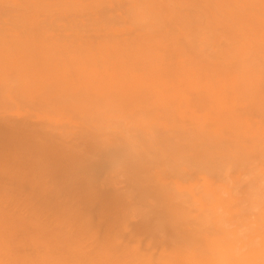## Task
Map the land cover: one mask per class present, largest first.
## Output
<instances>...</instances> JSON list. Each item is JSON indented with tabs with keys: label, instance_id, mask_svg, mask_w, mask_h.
<instances>
[{
	"label": "bare ground",
	"instance_id": "obj_1",
	"mask_svg": "<svg viewBox=\"0 0 264 264\" xmlns=\"http://www.w3.org/2000/svg\"><path fill=\"white\" fill-rule=\"evenodd\" d=\"M5 42L3 51L16 56L4 60L0 51V72L16 74L6 87L18 86L2 91L38 101L44 111L28 115L48 124L0 126V264H264V0H0ZM85 118L104 120L88 126ZM19 137L22 147L9 144ZM91 138L96 145H87ZM78 141L104 151L129 184L106 200L89 192L92 204L84 203L108 207H98L104 240L82 218L68 239L54 233L64 225L60 210L37 205L60 182L51 175L62 172L57 162L80 166L65 182L61 173L65 186L87 184L105 168ZM122 150L126 164L117 158ZM24 161L33 174L22 172ZM125 202L132 208L123 232L128 217L154 218L143 231L149 251L142 232L134 229L129 244L111 227L109 209ZM30 220L34 253L22 256L16 250L26 245L15 237L34 229Z\"/></svg>",
	"mask_w": 264,
	"mask_h": 264
},
{
	"label": "rangeland",
	"instance_id": "obj_2",
	"mask_svg": "<svg viewBox=\"0 0 264 264\" xmlns=\"http://www.w3.org/2000/svg\"><path fill=\"white\" fill-rule=\"evenodd\" d=\"M4 41V40H3ZM2 42V41H1ZM7 42V41H6ZM6 42L4 43V45L2 44V45H0V51H1V53L3 52V53H6V52H4L3 51V49H2V46L4 47V48H6ZM1 44V43H0ZM9 47V46H8ZM5 50V49H4ZM13 50H20V49H13ZM6 51V50H5ZM12 51V50H11ZM21 51V50H20ZM7 52H10L9 50H7ZM13 52V51H12ZM16 52V51H15ZM25 52H28V50L27 51H25ZM17 53V52H16ZM7 54L8 55H10L11 54V52L10 53H6L4 56L1 54V56H3L2 58H4V60H7V58L9 57V58H13V57H11V56H13L12 54H14V52L11 54V56H8L7 57ZM18 55L19 54H22V53H20V52H18L17 53ZM34 54V53H33ZM15 55V54H14ZM17 55V56H18ZM0 56V57H1ZM16 56V55H15ZM20 56V55H19ZM1 62H3V59H2V61H0V65H1ZM4 62H6V61H4ZM3 62V63H4ZM2 63V64H3ZM4 65H5V63H4ZM2 66V65H1ZM4 67V66H3ZM2 67V69H4ZM1 68V67H0ZM1 69V70H2ZM0 70V71H1ZM5 71H6V69H4ZM3 71V70H2ZM4 71V72H5ZM12 72V71H11ZM0 73H2V72H0ZM3 74V73H2ZM2 74H0V82H1V80H2V82L0 83V126H1V124H3V126H4V122H5V120H7L6 122H8L9 121V123H10V125H12L13 124V122H14V124L15 125H18L17 123H19V121L21 120L22 121V123L23 124H30L31 125V127L30 128H33V126L32 125H34V127H35V125H38L37 127H39V126H41V123H42V127H43V125L44 124H48V123H45V122H42V121H40L39 120V122L40 123H36L35 124V122H38L37 120V115H38V113L37 112H43L44 111V106H42L40 103H38V101H35V104H30V102H32V101H30V102H28V100H22V98L20 99L19 97H18V99L20 100H18L17 99V97H14L15 95L17 96V93H19V90L18 91H16L17 93L15 94V95H10L11 94V92H13V91H15V90H12L13 88H11L12 86L14 87V85H12V84H15L16 82H14L15 80L13 79L14 77L16 78V74L15 75H12L13 73H9V71L7 72V74H10V76L12 77V79L14 80L13 81V83L10 85V88H11V90H9L10 91V94L8 93L9 91L6 89V91H2V90H5L4 89V87H6V86H9V85H7L9 82L11 83V77L10 76H8V75H6V72L3 74L4 75V77H5V79H4V77L2 76ZM9 78V79H8ZM3 82H5V83H3ZM7 83V84H6ZM9 83V84H10ZM1 84H2V87H1ZM6 84V85H5ZM17 84V83H16ZM15 84V89H16V87L18 86V85H16ZM6 88H9V87H6ZM9 88V89H10ZM18 89V88H17ZM6 92V94H4ZM9 94V96H11V97H14V99L16 98L18 101H16V100H14L13 102H12V99H11V97H9L10 98V100H7L6 101V98H5V101L7 102V104L9 105L10 103H11V105H7L6 104V102H4V101H2L3 99H1L2 98V96H6V97H8L7 95ZM15 92H13V94H14ZM18 96H21L20 94L18 95ZM9 98H7V99H9ZM21 100H22V103H21ZM28 103V104H26V103ZM4 103V104H3ZM17 103H19V104H17ZM24 103V104H23ZM22 104V105H21ZM24 105H26V106H24ZM18 106V107H17ZM29 106V107H28ZM33 106V107H32ZM15 107H17V110L19 111L20 110V108H21V110L23 111H21L22 113H23V117H19V116H21V115H19V114H21V113H18V111L16 110V108ZM30 107H32L31 109H33V110H31L30 109ZM10 110H9V109ZM14 109V110H13ZM27 109V110H26ZM30 109V110H29ZM9 110V111H8ZM17 111V112H16ZM18 113L17 115H16V113ZM20 112V111H19ZM28 112H32L31 114L30 113H28ZM2 113V114H1ZM34 113V115H36L35 113H37V115L35 116L36 118H34V117H31V116H34V115H32ZM28 114H30L31 116L29 117V115ZM19 115V116H18ZM27 115V116H26ZM8 117V118H7ZM27 117V118H26ZM2 118V119H1ZM23 118H25V119H23ZM98 118H101V117H98ZM86 119V118H85ZM89 118H87L84 122H86L87 120H88ZM103 119V118H102ZM102 119H98V121H92L91 119H89V124H88V126L89 125H92L91 124V122H94V123H96V122H98L99 123V120H100V124H101V120ZM1 120H2V122H1ZM90 120H91V122H90ZM95 120H96V118H95ZM104 120V119H103ZM20 121V122H21ZM26 121H28V122H26ZM104 122V121H103ZM110 122H113V121H110ZM110 122H108L107 121V123L109 124ZM9 123H8V125H9ZM97 123V124H98ZM116 123V122H115ZM6 124L7 123H5V126H6ZM99 124V125H100ZM104 124V123H103ZM114 124V123H113ZM7 125V126H8ZM20 126V125H19ZM25 128H29L28 127V125L27 126H25ZM40 128V127H39ZM22 134H25V133H22ZM27 135V134H26ZM26 135H24L25 137H27V140H25L26 138L23 136V138H25L24 140H25V145L27 144V142L26 141H28L29 143V145H30V141L32 142V140H29L28 138V135L26 136ZM20 136H22V135H20ZM11 137V136H10ZM12 138H14L15 140H16V138L15 137H12ZM12 138H10V140L12 139ZM20 139H21V137H19ZM19 138H17L18 140V142L17 141H15V144H14V140H13V142H11V143H9L11 146H15V147H22L24 144H22V142L24 143V140H23V138L20 140ZM73 138L74 137H72L71 138V140H73ZM8 139V138H7ZM75 139H77V137L75 138ZM9 140V139H8ZM10 140H9V142H10ZM90 140V141H89ZM88 141V143H87V145H90L91 144V146H94V145H96L94 142V144L92 145V143H90L91 141H94V139L93 138H91V139H89ZM97 140V139H96ZM12 141V140H11ZM20 142V143H19ZM74 142V141H73ZM77 141H75V143H76ZM79 143H80V145L82 146L81 147V149H83L84 151H86V154H88V159L89 158H91V157H95V158H97V159H100V160H102V161H100V162H102V163H104L105 164V162H107L106 163V165L107 166H109V167H107L106 165H104V164H102L103 166H105V168L103 167L102 168V172L100 171V172H97V176H92L91 175V173H89L87 170H85V169H87V167H85V168H82V169H84L86 172H88L90 175H87L86 177L84 176V179L85 178H87L88 176H92V178L90 177V179H89V177H88V179L89 180H91V181H88L89 183H87V184H85V183H83V181H80V180H78V182L76 181V185H78L77 187H76V185L74 186V187H76V188H72L73 186H72V184H74V183H72L70 186L68 185V186H65V185H63L64 183L62 182V178L64 177V175H65V177L64 178H66V179H64V182H65V180H67V178H71L74 174H78V173H75L76 171L77 172H80L79 170H80V166L79 165H77V162L74 164V162L72 163L73 165V168H72V166H71V161L69 160V159H67L68 161H70L69 163L67 162V160H66V162L65 163H67V165H68V169H67V165H66V167L63 169L62 168V165L63 166H65V164H60V161L59 162H57L56 163V165L55 166H57V164L59 163V166H58V169H60L62 172L61 173H64V175L62 174V177L60 176L61 175V173L59 172V170L57 171L59 174H55V176L52 174L53 172H51V175L53 176V178H52V180H55L54 179V177L55 178H57L56 180H55V182H57L58 180L60 181H58L59 183L57 184V183H55V184H57V185H55L54 184V187L55 186H59V184H60V188H62V190L60 191V193L62 194V192H63V194L62 195H60L58 192L56 193L55 192V190L57 191V189L56 188H59V187H55V189H54V187H53V184H52V191H51V193L53 194V196L55 195V197H53L52 195H51V193L49 192V194H47V196L49 195H51V197H45V198H43V199H38L37 200V205L40 207V208H44V207H49L50 205H53V208H55V207H57L55 210H60V211H58V215H57V219L60 221V222H62V224H64L62 227H55V228H51V229H60V232H59V230H57V231H54V233H57V234H60V235H63V236H65V238L66 239H68L69 238V234H70V232L72 231V229L75 227V224H79L80 223V220L79 219H81L82 218V220L83 221H86V222H90L89 223V225H90V227L98 234V236H99V238H100V240H104V238H105V236H106V224L105 223H102V218L100 217V210H98L99 208L98 207H100V209H102L103 207H105V208H103V209H107L106 208V206H104V202H102V200H100L99 201V203L101 204V202H102V207L101 206H97V201H98V199L99 198H101V196L102 197H104L105 199L104 200H106V199H109V198H111L113 195H114V193H116V192H123V191H125V192H129L130 191V189H129V184H127V179H126V176L123 178V175H115V173L114 172H112V164H110L109 163V161L110 160H108V158L105 156V157H101L102 156V152H104V151H101V153L100 154H98V153H96L95 154V152L93 151V148L94 147H89V146H87L86 145V143H82L81 141H78ZM87 142V141H86ZM16 143H17V145H19V144H22V145H20V146H16ZM33 143V142H32ZM78 143V144H79ZM82 143V144H81ZM71 145V144H70ZM79 145V146H80ZM72 146H73V144H72ZM86 146H87V150H86ZM89 148V149H88ZM91 149V150H90ZM80 150V149H79ZM83 150H80V151H83ZM90 151V152H89ZM89 152V153H88ZM93 152H94V154H93ZM89 154H91V155H89ZM99 156H98V155ZM123 154V156L125 157V155H127L126 153H125V151L124 150H122V151H119V153H118V159H119V161H120V163H122V164H126L125 162H126V158H124V157H120V155H122ZM97 156V157H96ZM1 159V158H0ZM94 159V158H93ZM61 161H62V159H60ZM125 160V161H124ZM65 161V160H64ZM63 161V162H64ZM51 162H53L54 163V160H52ZM51 162H50V164H51ZM24 163H25V161H24ZM23 163V164H24ZM22 164V172H26L27 174H33L34 173V171H35V169H34V167H32V166H29V165H27L26 163V166H27V168H29L28 169V171L26 170L27 168H26V166L24 167V165ZM53 165V164H52ZM75 165H77V166H79V168H77V166H75ZM111 165V166H110ZM69 166L71 167V168H69ZM52 167V166H51ZM53 167H54V165H53ZM61 167V168H60ZM32 170H31V169ZM11 169V168H10ZM56 169H57V167H56ZM63 169V170H62ZM69 169H70V172H69ZM74 169H77V170H75L74 171V173H73V170ZM81 169V170H82ZM107 169V170H106ZM81 171V173L83 172H85V171ZM104 170H106V171H104ZM13 169L11 170V171H8V174H12L13 173ZM53 171H55L56 172V170L55 169H53ZM64 171V172H63ZM72 171V172H71ZM104 171V172H103ZM24 172V173H25ZM33 172V173H32ZM85 172V174H87ZM68 173V174H67ZM70 173V174H69ZM104 174V175H102V174ZM80 174V173H79ZM50 175V176H51ZM69 175L71 176V177H69ZM84 175V174H83ZM94 175H96V173L94 174ZM110 175L112 176V179H111V177H110ZM12 176H14V178H15V176H16V178L17 179H19V175H18V173H16L15 175H12ZM102 176H104V177H102ZM97 177V178H96ZM106 177V178H105ZM110 177V178H109ZM73 178H75L74 176H73ZM73 178L71 179V180H73ZM107 178H109V179H111L112 181L113 180H115V181H113V182H111V181H108L107 182ZM125 179V180H124ZM105 182H104V181ZM79 181L82 183H79ZM104 182V183H103ZM54 183V182H53ZM81 185H79V184ZM101 184V185H99V184ZM103 183V184H102ZM108 183V184H107ZM23 184V183H22ZM25 184V183H24ZM23 184V185H24ZM84 184V185H83ZM19 185H21L20 183H19ZM22 185V186H23ZM72 186V187H71ZM24 188H27V187H25V186H23ZM80 187V189H78V191L77 190H75V189H77V188H79ZM84 187V188H83ZM87 187H88V189H87ZM64 188V189H63ZM90 188V189H89ZM95 188V189H94ZM23 190H25V189H23ZM54 190V191H53ZM75 190V191H74ZM80 190H82L81 192H80ZM90 190V191H89ZM29 192V190H26V192ZM74 191V192H73ZM77 191V192H76ZM27 192V193H28ZM67 193V195H66V193ZM79 192V197L80 198H78V199H81L82 198V201H78V199H77V193ZM92 194L93 192L97 195V197H93V198H98V196H99V198L98 199H94L93 200V203L95 204V207L93 208V205H92V208L90 207V208H88V207H86L87 205H84V203L85 204H87L86 202L87 201H89V204H90V199H92V198H88V196H89V194L90 193ZM124 192V193H125ZM68 193H69V195H68ZM70 194H71V196H70ZM76 194V195H75ZM85 194V195H84ZM88 194V195H87ZM62 196V197H60V198H62L61 200L63 201V199H65L66 198V200L67 201H69V200H71V201H69L68 202V207H66L67 206V203H65V202H67L66 200H64V202H60L59 204H58V200H59V197H56V196ZM70 196V197H69ZM75 196V197H74ZM95 196V195H94ZM50 198H51V200H50ZM54 198H55V201H54ZM56 198H57V200H56ZM74 199V201L76 202V200H77V204L75 205V203H74V201H72L73 199ZM88 198V199H87ZM101 199H103V198H101ZM39 200H41V201H39ZM130 200L131 199H129V200H127L128 202H130ZM135 200H137V199H135ZM133 201L132 203H134V202H136V201ZM51 202V204H50V202ZM58 201V202H57ZM44 202H45V204H44ZM49 202V203H48ZM56 202V203H55ZM128 202H125L124 204H123V206H121L122 208L124 207V209L126 208V209H128V208H132V207H128L129 205V203ZM40 203V204H39ZM42 203V204H41ZM64 203L66 204L65 205V210H64V212H63V209H64ZM70 203L72 204V205H70ZM74 203V204H73ZM98 203V204H99ZM109 203V202H108ZM139 203H141V202H138V203H135L134 204V207H136L137 206V204H139ZM55 204H56V206H55ZM91 204H92V200H91ZM91 204H90V206H91ZM99 204V205H100ZM106 205H108V204H106ZM128 205V206H127ZM73 206H76V207H73ZM97 206V207H96ZM127 206V207H126ZM131 206V205H130ZM139 206V205H138ZM138 206H137V208H138ZM121 207H120V210L119 209H117V210H110L109 209V212L110 213H108V215H107V218H108V216L110 217V219H112V218H115V219H113V221H114V223H116V225L114 224V226L112 225L111 227H116V226H118V228L119 227H121V226H123L122 224V221L121 220H123V217L126 215V209L124 210V209H122L121 210ZM60 208V209H59ZM72 208V209H71ZM66 209H67V212H66ZM88 209H90V211H91V209H92V211L91 212H88ZM71 210V211H70ZM75 210V211H74ZM76 210H78V212H76ZM97 210V211H96ZM73 211V212H72ZM96 211V212H95ZM98 211H99V213H98ZM103 211V210H102ZM106 211V210H105ZM115 211L117 212V213H115ZM125 211V212H124ZM71 212V213H70ZM107 212H108V210L106 211V214H107ZM120 212V213H119ZM89 213V214H88ZM99 215H98V214ZM105 213V212H104ZM104 213H103V215H104ZM112 213L114 214V216L112 215ZM125 213V214H124ZM63 214H66L65 216L63 215ZM67 214H69V216L67 215ZM89 216H88V215ZM87 215V216H86ZM98 215V216H97ZM105 216V215H104ZM103 216V217H104ZM28 217V216H27ZM30 217H32V216H30ZM29 217V218H30ZM78 217V218H77ZM97 217V218H96ZM106 217V216H105ZM104 217V218H105ZM112 217V218H111ZM122 217V218H121ZM128 217V216H127ZM137 217H140V216H136V217H133V219H132V217H128V219L127 220H129L128 221V223H127V226L124 228L125 230H124V232H123V229H121V228H119V229H121L122 230V232L121 233H119V238L121 239V241L123 242V243H129V244H133L134 243V241L130 238V235H131V233H134L135 231H138V234H140L141 232H142V234H143V236L141 235H139L140 236V238L142 239V243H143V245H142V248L145 250V251H149V248H148V239L150 238V236H148L147 234H146V232H144L145 233V235H144V233H143V231H146V225L147 224H155L154 223V218H153V216H151V219L150 218H148V221L146 220V219H142V216H141V218H137ZM76 218V219H75ZM125 218V217H124ZM135 218H137V219H135ZM25 219H26V217H25ZM139 219H142V220H139ZM68 220H71V221H68ZM74 220V221H73ZM115 220H117V221H119V222H117V221H115ZM126 220V219H125ZM136 220H138L137 222H136ZM46 221V220H45ZM68 221V222H67ZM121 221V222H120ZM140 221H142V223L140 222ZM31 225V227H34V229L33 228H31V231H26L27 230V228H26V230H25V228L23 227V229L25 230V232H24V230H23V232H20V231H18L17 232V236L15 237L16 239H15V242L16 243H20V242H22V244H24V245H26V247H20V246H18V250H16V251H19L18 253L20 254V255H22V256H32L33 255V253H34V251H33V248H30L31 246H29L30 245V242H29V240H31L32 238H34V237H36L37 236V234H36V229H35V225H33L32 226V220H30V221H28ZM47 223H48V221H46ZM69 222H71V223H69ZM78 222V223H77ZM133 222H134V224H133ZM140 222V223H139ZM149 222H151V223H149ZM73 223V224H72ZM130 223V224H129ZM132 223V224H131ZM137 223V224H136ZM68 224V225H67ZM144 224V225H143ZM146 224V225H145ZM121 225V226H120ZM130 225V226H129ZM136 225V227H134ZM142 225V226H141ZM30 226H28V230H30ZM74 226V227H73ZM66 227V228H65ZM138 227V228H137ZM155 227V226H154ZM48 228H50V227H48ZM63 229V230H62ZM133 229V230H132ZM134 229H135V231H134ZM138 229V230H137ZM132 230V231H131ZM169 231H171L170 229H168ZM22 231V230H21ZM45 231H46V229H45ZM119 231V230H118ZM169 231H167V233H170ZM140 232V233H139ZM173 232V231H172ZM21 233V234H20ZM31 233V234H30ZM136 233V232H135ZM149 234V233H148ZM166 234V233H165ZM169 235H171V234H169ZM28 236V237H27ZM151 236H153V239L155 238V237H157L158 235L156 234H154V235H151ZM164 237H167V236H164ZM128 238V239H127ZM168 238H170V237H168ZM27 239H28V241H27ZM157 239H159V237H157V238H155L154 239V241L155 240H157ZM161 239V238H160ZM147 240V241H146ZM150 240V239H149ZM131 241H133V242H131ZM158 241V240H157ZM160 241V240H159ZM29 242V243H28ZM21 244V245H22ZM146 244V245H145ZM146 246V247H145ZM31 249H32V251H31ZM29 250V251H28ZM28 251V252H27ZM18 264H26V263H21V261H19L18 262Z\"/></svg>",
	"mask_w": 264,
	"mask_h": 264
}]
</instances>
